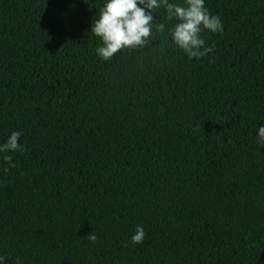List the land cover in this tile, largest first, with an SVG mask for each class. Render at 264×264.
Instances as JSON below:
<instances>
[{
  "label": "trees",
  "instance_id": "16d2710c",
  "mask_svg": "<svg viewBox=\"0 0 264 264\" xmlns=\"http://www.w3.org/2000/svg\"><path fill=\"white\" fill-rule=\"evenodd\" d=\"M105 2L0 0L3 264H264V0H204L199 59L160 9L104 60Z\"/></svg>",
  "mask_w": 264,
  "mask_h": 264
},
{
  "label": "clouds",
  "instance_id": "9594fccd",
  "mask_svg": "<svg viewBox=\"0 0 264 264\" xmlns=\"http://www.w3.org/2000/svg\"><path fill=\"white\" fill-rule=\"evenodd\" d=\"M141 5V6H138ZM163 9L164 19L178 21L170 30L173 43L182 49L189 58L199 59L214 50L213 46L205 47L201 38L202 30L222 33L223 24L219 16L212 15L205 7L204 0H185L184 5L170 3L169 0H106L98 11V18L92 20L91 33L102 41L97 47V54L104 60H110L122 49H143L151 44L152 25L156 24L159 31L165 29V22L154 23L153 12ZM20 131H13L7 141L0 144V153L23 151L19 143ZM257 144L264 147V127L258 128ZM3 159L9 168L16 167L10 155ZM8 169H5L7 171ZM146 233L138 226L131 237L133 244L143 242ZM87 239L95 243L98 237L89 233ZM5 257L0 256V264Z\"/></svg>",
  "mask_w": 264,
  "mask_h": 264
}]
</instances>
